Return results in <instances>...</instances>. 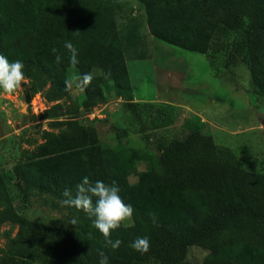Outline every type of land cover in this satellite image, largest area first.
Wrapping results in <instances>:
<instances>
[{
	"label": "trees",
	"instance_id": "1",
	"mask_svg": "<svg viewBox=\"0 0 264 264\" xmlns=\"http://www.w3.org/2000/svg\"><path fill=\"white\" fill-rule=\"evenodd\" d=\"M116 1L0 0V54L23 62L29 100L42 93L56 102L48 116L59 129H44V141L11 173L0 169V225L18 226L16 235L7 233L12 251H0V264H99L100 250L109 264H264V171L245 168L231 148L205 131L199 116L186 119L184 133L159 146L156 155L104 146L94 126L58 118L59 100L70 96L65 91L70 53L64 43L71 41L80 74L93 75L84 107L96 106L111 91L128 102L138 120L150 107L159 112L156 127L167 124L166 110L135 100L124 49L139 45L147 51L140 26L118 29ZM138 1L146 7L154 37L208 55L217 73V54L228 70L245 65L254 91L264 96V0ZM141 160L149 163L146 170H138ZM136 172L138 180L131 183L129 176ZM85 176L92 183L115 180L124 202L134 208L133 234L123 225L112 232L114 241H122L118 249L104 246L95 217L62 204L63 191L75 195ZM12 181L21 192L19 201L9 192ZM31 187L77 214L76 227L28 217L24 208ZM144 236L150 250L141 254L129 245ZM193 245L208 250L202 262L189 260Z\"/></svg>",
	"mask_w": 264,
	"mask_h": 264
},
{
	"label": "rangeland",
	"instance_id": "2",
	"mask_svg": "<svg viewBox=\"0 0 264 264\" xmlns=\"http://www.w3.org/2000/svg\"><path fill=\"white\" fill-rule=\"evenodd\" d=\"M115 14L118 29L124 32L140 26L145 41L142 47L125 48L128 70L135 86L136 97L147 100L159 110H166L167 124L156 127L159 115L153 108H146L142 120H138L128 102L114 92L108 91L94 107H84L85 90L74 88L67 98L59 100L58 118L78 119L81 123L97 129L100 142L114 149L135 147L158 153V147L185 131L184 122L199 116L205 122V131L212 134L220 146L232 149L237 160L247 169L264 171V96L257 94L251 84L249 70L239 65L233 70L223 66L222 54H217V75L208 55L169 44L154 37L147 25L146 7L138 0H117ZM135 26H134V25ZM143 55H137L141 53ZM80 74L78 67L68 69ZM81 75V74H80ZM26 78L18 92L8 95L0 89V169L11 173L14 165L24 159L43 142L42 132L58 128L50 125L49 102L42 93L29 100ZM160 118V117H159ZM127 130L125 132L124 130ZM150 136V139L146 138ZM145 160L138 162V170L148 168ZM131 183L138 180V173L129 176ZM12 197L19 201L21 192L15 181L9 182ZM24 212L28 217L55 221L64 227L75 228L78 215L69 211L52 195L30 188V197ZM76 224H71L72 220ZM129 235L134 232V221L126 227ZM16 235L18 226L12 222L0 225V251L11 253L7 233ZM208 250L193 245L189 260L202 262Z\"/></svg>",
	"mask_w": 264,
	"mask_h": 264
},
{
	"label": "clouds",
	"instance_id": "3",
	"mask_svg": "<svg viewBox=\"0 0 264 264\" xmlns=\"http://www.w3.org/2000/svg\"><path fill=\"white\" fill-rule=\"evenodd\" d=\"M64 47L70 53L69 62L71 67L75 69L79 63L77 58L78 49L71 41H65ZM52 52L57 53L58 49L53 47ZM55 60L59 64L61 56L57 54ZM23 69L24 64L22 61L10 62L5 55L0 54V89L10 96L16 94L26 80ZM92 80L93 75L91 73L80 75L73 72L65 80V91L72 93L75 88L83 92L91 85ZM120 191L121 189L115 180L111 184H107L102 180L92 183L89 177L85 176L82 182L76 185L75 195L70 189L63 191L62 195L66 199L62 201V204L83 211L89 217H95L93 225L103 235L104 246L118 249L122 241L120 239L114 241L111 238L112 232L122 225L128 227L134 215L133 206L124 202ZM93 198H95V202ZM150 216L155 224L157 222L155 214H150ZM71 224L75 225L76 220L73 219ZM129 246L144 254L150 250V240L146 236L137 237ZM98 255L100 257L99 264H109V258L103 250H100Z\"/></svg>",
	"mask_w": 264,
	"mask_h": 264
},
{
	"label": "crops",
	"instance_id": "4",
	"mask_svg": "<svg viewBox=\"0 0 264 264\" xmlns=\"http://www.w3.org/2000/svg\"><path fill=\"white\" fill-rule=\"evenodd\" d=\"M215 71H216V70H215ZM216 74H217V75H219V74L221 75V74H222V71H220V72H218V73H217V71H216ZM130 77H131V75H130ZM131 81H132V78H131ZM132 85H133V88H134L135 84H134L133 81H132ZM135 100H136V101H145V100H147V99L142 98V97H136V96H135Z\"/></svg>",
	"mask_w": 264,
	"mask_h": 264
}]
</instances>
